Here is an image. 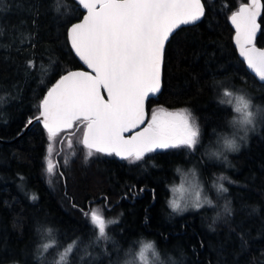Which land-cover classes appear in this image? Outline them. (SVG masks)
I'll return each mask as SVG.
<instances>
[{
	"label": "trees",
	"instance_id": "obj_1",
	"mask_svg": "<svg viewBox=\"0 0 264 264\" xmlns=\"http://www.w3.org/2000/svg\"><path fill=\"white\" fill-rule=\"evenodd\" d=\"M203 3V19L168 42L163 90L149 103L150 116L162 108L190 110L201 129L197 148L165 149L129 163L105 154L86 159L87 150L76 144L64 166L68 143L81 136L74 125L52 141L50 157L61 177L46 172L49 138L42 124L22 134L59 77L83 69L67 32L86 11L78 0H0V264H56L58 253L77 239L70 264H124L130 257L139 264L142 239L156 242L165 264H264V84L239 57L230 22L249 0ZM259 24L256 44L264 48V10ZM225 90L250 97L260 125L240 151L212 163L204 149L236 133L233 106L220 102L229 99ZM193 164L213 204L180 215L168 201ZM217 183L228 192L217 194ZM90 208L101 210L109 239H98V226L81 212ZM50 239L57 247L40 257V245Z\"/></svg>",
	"mask_w": 264,
	"mask_h": 264
},
{
	"label": "snow or ice",
	"instance_id": "obj_2",
	"mask_svg": "<svg viewBox=\"0 0 264 264\" xmlns=\"http://www.w3.org/2000/svg\"><path fill=\"white\" fill-rule=\"evenodd\" d=\"M78 3L87 10V15L80 22L71 24L68 40L92 72L67 71L61 75L41 99L39 115L29 118L26 124V127L31 125L35 119L47 130L49 156H46V172L52 175L55 171L63 177V172L54 169L50 162L52 141L61 130L72 129L74 125L81 128V136L76 142L68 143L71 152L65 156L64 166L69 164L76 144L87 150L86 159L106 154L129 163L142 160L146 153L158 149L194 151L201 142V129L190 110H153L145 124V101L149 94L155 95L161 90L166 43L181 26L194 24L205 15L202 0H78ZM262 10V0H250L249 4L233 12L230 19L236 29L235 41L241 55L264 81V49L254 44L259 28L257 17ZM28 66L36 67L31 60ZM224 96L229 99L220 102L232 105L233 111L239 114V119L234 118L231 123L243 129L245 136L240 139H246L248 131L255 128L258 106L257 111H253L251 98L245 95L234 96L233 92L225 90ZM140 125L145 126L133 132ZM128 132L133 134L126 136ZM222 144L230 152L240 148L235 137L223 136ZM211 155L219 158L222 153L212 152ZM191 175L194 180V170ZM218 180L229 178L221 176ZM215 186L220 193L228 192L223 183ZM185 190L183 184L179 189L172 188L173 193ZM191 193L190 203L182 205L176 199L168 201L172 211L182 213L189 207L199 210L204 205L213 204L206 196L201 199L199 185L194 182L191 183ZM31 198L37 199L36 196ZM229 204H225L226 213L231 212ZM81 212L93 226H98V239L110 238L100 209H81ZM115 223L118 221H107V225ZM44 231L48 238H52L53 229ZM140 243L144 247L138 257L146 264V252L151 246L143 241ZM55 247L57 242L54 239L43 243L38 249L40 257ZM77 247L78 239L67 244L58 253L56 264H70L69 258Z\"/></svg>",
	"mask_w": 264,
	"mask_h": 264
},
{
	"label": "rangeland",
	"instance_id": "obj_3",
	"mask_svg": "<svg viewBox=\"0 0 264 264\" xmlns=\"http://www.w3.org/2000/svg\"><path fill=\"white\" fill-rule=\"evenodd\" d=\"M235 95H237V94H235ZM239 95H243V94L239 93ZM234 96L232 98L233 101H234ZM234 103H235V101H234ZM236 115H237V119H239V114L236 113ZM259 125H260V116L256 115L255 128L248 131L246 139H240V137L245 136V133H244L243 129L238 127V126H236V133H234L233 131L230 133V135L228 137H230V138L235 137L238 140V143L240 144V148L238 151H240V149L247 143V140L255 132L256 128ZM207 148L208 149H204V154L207 155V157L209 158V160L212 163L221 162L222 160H224L226 162L227 161V154L233 153L230 151H226L223 148L222 141L217 142L213 146H208ZM212 152H221L222 155L219 158H217V157L211 155ZM235 152H237V151H235ZM225 157H226V160H225ZM50 162L54 165V161L51 157H50ZM197 165L198 164H193L190 168H187L185 171L182 172V174L180 175V179L178 180L177 183H175L172 186V188L175 187V188L179 189L181 184H183L184 189H186V190L185 191H177L176 193H173L171 191V200L176 199L182 205L185 203H190V197L192 195L191 183H193V182L199 185V188L201 190V199H203L205 196L208 198V193L206 192V186H205L204 181H203L202 171L199 169V165L198 166ZM193 170L196 173L194 180H193V177L191 175ZM213 187H214L215 192L220 195L221 193L217 191L216 186L214 185ZM205 206H208V205H204V207ZM196 211H198V210L192 209L191 207H189L187 210H185L184 212L179 213V214L184 215V214L192 213V212H196ZM139 264H143V262L141 261Z\"/></svg>",
	"mask_w": 264,
	"mask_h": 264
},
{
	"label": "water",
	"instance_id": "obj_4",
	"mask_svg": "<svg viewBox=\"0 0 264 264\" xmlns=\"http://www.w3.org/2000/svg\"><path fill=\"white\" fill-rule=\"evenodd\" d=\"M202 3H203V0H202ZM249 3H250V0H249ZM249 3H248V4H249ZM239 9H240V8H239ZM85 11H86V14H85V15H87V10L85 9ZM238 11H239V10H238ZM205 12H206V9H205ZM85 15H84V16H85ZM260 15H261V13H260ZM260 15H258V17H257V23H258V24H259V17H260ZM203 17H204V16H203ZM203 17H202L199 21H197L196 23H194V24L181 26L178 30H176V31L174 32V34H175L177 31H179L180 29L184 28V27H189V26H193V25L198 24V23L203 19ZM82 19H83V18H82ZM79 22H80V21H79ZM230 22H231V19H230ZM231 24H232V26L234 27V30H235L234 43H235V46L237 47L239 57H240L241 60L246 64V67H247L248 71H249L252 75H254V76L256 77V79L258 80V82L264 84V81L260 80L258 74L255 73V71H254L253 69H251V68L248 66L245 57L241 55V53H240V49H239V46L237 45V43H236V41H235V37H236V29H235V26L233 25L232 22H231ZM260 30H261V27H260V24H259V28H258V30H257V32H256V36H255V40H254V44H255V46H256L257 48L264 49V48L259 47V46L256 44V39H257V36H258ZM174 34H173V35H174ZM171 38H172V37H171ZM171 38H170V39H171ZM167 44H168V42L166 43V47H167ZM70 45H71V44H70ZM71 48H72V47H71ZM72 51H73L74 55L76 56V58L79 60V62L81 63V65H82V67H83V69H81V70H75V71H81V72H92V69H90V68L87 66V64H85L84 61L81 60V59L79 58V56L74 52L73 49H72ZM165 52H166V48H165ZM164 61H165V57H164ZM163 81H164V64H163V68H162V86H161V90H160V92H159V93H156L155 95H153V94H149V97H148V98L146 99V101H145V112H146V114H147L146 119H145V124H147V122H148V118H150V107H149V103H150L152 100H155V99H157V98L160 96V94H161V92H162V90H163ZM101 91H102V94L105 95V99H107V96H106V94L104 93V90H101ZM36 123H41V122H38V121H36L35 119H33V123H32L31 125H27V127H26V129H25V131L23 132L22 135H24V134H25V133H26V132H27V131H28V130L34 125V124H36ZM41 124H42V123H41ZM42 126H43V125H42ZM144 126H145V125H140L139 128L133 129V132L139 131V130H140L141 128H143ZM63 130H66V129H63ZM133 132L125 133V135H126V136H128V135H132ZM162 150H165V149H158L157 151H162ZM147 154H148V153H146L145 155H147ZM105 155H106V154H105ZM114 156H115V155H114ZM115 157H116L117 159H119V160H124V159H121V158L118 157V156H115Z\"/></svg>",
	"mask_w": 264,
	"mask_h": 264
},
{
	"label": "clouds",
	"instance_id": "obj_5",
	"mask_svg": "<svg viewBox=\"0 0 264 264\" xmlns=\"http://www.w3.org/2000/svg\"><path fill=\"white\" fill-rule=\"evenodd\" d=\"M141 241L145 242L146 244L150 245L151 247L148 248L146 252L147 262L146 264H165L164 259L161 256V253L156 245V242L153 240L142 239ZM144 247V244H139L138 253L140 252L141 248ZM171 259V257H170ZM124 264H134V259L132 257L128 258Z\"/></svg>",
	"mask_w": 264,
	"mask_h": 264
}]
</instances>
